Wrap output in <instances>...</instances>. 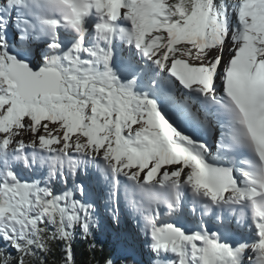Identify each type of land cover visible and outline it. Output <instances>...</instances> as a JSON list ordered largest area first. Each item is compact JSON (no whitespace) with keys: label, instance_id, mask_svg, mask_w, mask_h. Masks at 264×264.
I'll return each instance as SVG.
<instances>
[{"label":"snow or ice","instance_id":"6c2138e0","mask_svg":"<svg viewBox=\"0 0 264 264\" xmlns=\"http://www.w3.org/2000/svg\"><path fill=\"white\" fill-rule=\"evenodd\" d=\"M122 197L96 264H264V0H0V264H78Z\"/></svg>","mask_w":264,"mask_h":264},{"label":"trees","instance_id":"16d2710c","mask_svg":"<svg viewBox=\"0 0 264 264\" xmlns=\"http://www.w3.org/2000/svg\"><path fill=\"white\" fill-rule=\"evenodd\" d=\"M112 234L106 232L101 233L99 229H94V241L91 237L88 239H83L77 236L74 248L78 264H96V258H99L102 255H108L109 253L113 252L114 247L117 246L119 242L113 237ZM90 242H94L96 244L95 254L89 251ZM135 248L137 249V247Z\"/></svg>","mask_w":264,"mask_h":264},{"label":"bare ground","instance_id":"6f19581e","mask_svg":"<svg viewBox=\"0 0 264 264\" xmlns=\"http://www.w3.org/2000/svg\"><path fill=\"white\" fill-rule=\"evenodd\" d=\"M121 54H123V51H122ZM33 173H34L33 176H31L32 173H29V172H24V173H22V175L24 176L25 179L32 180V179H42L43 178V175L46 174L45 170H39V171L33 172ZM35 176H41V177L38 178V177H35ZM88 179H89V181H93V180L95 181V183H91L90 184V187H89L90 192L88 194V198L89 199L95 200V192H99L101 189H104V191L106 192V188L104 187V184H103V181H102V177H100L98 175V173H97V171H95V168L94 167H89V169H88ZM100 213H102V215L104 213L106 215H108L106 211L105 212H102L101 210H99V215L102 216ZM103 218H104L103 221L110 222V224H111V221L107 218V216L106 217H103ZM130 218L131 219H127L124 215L121 214L122 223H121V226L118 229L120 230L122 226L123 227L125 226L126 235H128V236L133 235L134 236L133 230L134 229L137 230V227L139 225V217L136 214H132L130 216ZM110 224H105V225L108 226ZM185 225L187 227H191L192 226V223H187ZM191 229H193V228H191ZM124 235H125V232H124ZM134 238L136 239L135 236H134Z\"/></svg>","mask_w":264,"mask_h":264},{"label":"rangeland","instance_id":"374dc122","mask_svg":"<svg viewBox=\"0 0 264 264\" xmlns=\"http://www.w3.org/2000/svg\"><path fill=\"white\" fill-rule=\"evenodd\" d=\"M12 15L13 16H15L16 15V12H15V10H13V12H12ZM125 52H123V54H124ZM126 54V53H125ZM34 175V173H32V175L31 176H33ZM35 177H41V176H35ZM62 185H60V184H58L57 185V190H61L62 189ZM68 187H71V181L70 182H68ZM105 195H106V192H105ZM96 203H97V206H98V209L99 210H101L102 212H105V205H104V200H96L95 201ZM98 214H99V212H98ZM101 215H102V213H100ZM108 214V213H107ZM107 216V218H108V215H106L105 213L102 215V216H100V219H101V227H100V229H99V231L101 232V233H103V232H106V233H109V234H112L113 235V237L119 242V243H122V242H124V240H125V238H126V235H124V232H125V234H126V229H125V226L123 227H121V229L119 230V229H115V228H113L112 226H111V224H110V222H105V221H103L104 220V218L103 217H106ZM110 224V225H105V224ZM134 226V225H133ZM124 230V231H123ZM135 229L133 230V234H134V236H135ZM134 236L133 235H131L130 237L131 238H129V237H127L128 238V242H130V244H132V245H134L135 247H137V250H140V248L142 247V242L140 241V239L138 238V237H136V241H134L133 239H132V237L134 238ZM135 239V238H134ZM132 241V242H131ZM141 260H146V256L145 255H143V254H141Z\"/></svg>","mask_w":264,"mask_h":264}]
</instances>
